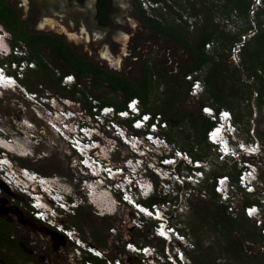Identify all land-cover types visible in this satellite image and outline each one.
I'll use <instances>...</instances> for the list:
<instances>
[{"label":"rangeland","instance_id":"1","mask_svg":"<svg viewBox=\"0 0 264 264\" xmlns=\"http://www.w3.org/2000/svg\"><path fill=\"white\" fill-rule=\"evenodd\" d=\"M7 1L18 9L21 13V18L25 20V25L29 29L64 35L80 55L104 69L122 74L131 81L139 80L143 64L147 61L149 63L152 62L154 70L160 69L170 79H173L175 78L174 74L180 72L186 66L189 59L186 52L179 48L172 39L152 31L140 22L136 16L135 7L127 0L124 1V7L118 13L117 21H114L112 26H107L104 31L95 27L93 21L94 7L91 1H87L83 6L68 2L67 0ZM160 1L162 3L161 9L155 8L151 13L153 15L159 13V18L164 23L173 29L179 30L188 39H194L207 24L210 26V29H223L231 34H236L239 40L243 41V36L247 35L249 37L256 30L258 26L256 11L258 6L264 5V2L260 5L255 4L254 13L249 11V15L246 16L236 10L225 13L222 7L225 0ZM170 1L181 11V17L179 15L175 16L173 9H165L166 3ZM261 19L264 22V15L261 16ZM1 27L0 31L2 34L4 32L7 35L6 40L3 41L6 43L4 44L6 51L4 52V48L1 49L2 47H0V62L5 63L8 61L7 53L10 52L8 43L10 44L11 34ZM115 29L118 30V35L114 34L113 31ZM248 37L245 41L250 39ZM231 47L226 46L223 48L215 40L209 52L212 53L215 49H218L220 53L228 55L224 58V61L225 63H229V69L232 72H236L235 67L241 68V62L237 65L229 60ZM19 53L25 58V64L28 62L24 73H20V76L24 75L21 83H23L26 89L37 92V99L40 98V95L46 98L47 96H53L54 99L47 98L48 101H46L47 99L44 98L40 103H36L35 100L26 98L22 92L13 90L4 91L0 96V133L3 136L6 135L5 137L12 138L11 141L8 140L7 145L9 147H12L9 143L16 144L17 147H26V153L27 151L29 153L32 152L30 155L28 154L23 157L11 156L16 165L33 169L44 175H56L62 181L71 183L77 195L83 194V190L79 188V181H75L76 178L79 180L81 177L80 166H78L77 162L74 164L77 155L69 149L68 143L62 137V134L55 133L53 128H50V125L42 117L43 115H54L56 112L54 108H60V105H62L61 98L73 99L68 95V87L74 84L76 77H74V81H64L66 75L63 74L62 70L64 63L57 54L48 48H44L42 53L48 66L51 68L49 71L34 69L36 68L35 64L29 61V53L26 48H20ZM102 54H107V56L112 58V61L111 59L102 58ZM239 56L241 58V52H239ZM117 61L119 64L116 63ZM13 66L14 63L9 64L11 70H13ZM204 74L205 69H202L197 72L196 77L202 81ZM58 77H62L59 84L57 82ZM154 80L155 82L157 80L160 81L158 77ZM253 80L247 74L242 75V81L253 83ZM28 83L30 88L26 86ZM87 83V96H89V100L92 99L90 96L92 91L105 93L106 98L114 102H119L124 98L121 92L111 90L107 85L94 89L92 86H89L91 84L89 80H87ZM156 85L152 90L151 104L148 105L150 110L156 111L155 115L159 114L158 107L163 97L162 91L165 90L164 84L159 85V87ZM203 85L204 91L198 97L189 96L185 98L183 94L180 96V99L175 104L176 110L189 113L191 117H187L177 127L175 126L171 129L162 128L158 134L166 139L168 146L155 150L153 154L150 153L151 157H147V155L144 160L145 162H147L148 158L149 164H154V154L156 157L170 154L172 148H178V146H185L187 150L192 147L193 151L206 155L204 160L210 155L213 159L218 160L217 154L211 146L199 143V138H201L199 131L203 121L202 119H197L196 116L198 117L199 112L203 113L200 107L212 106L211 99H208L204 105L199 102L200 99H203V96L204 99H207L209 96L208 92L205 93L206 86L204 82ZM229 86H233L239 92V95L234 100L233 98H229V102L233 103H231V107L233 108H224L230 110L233 114L237 128L240 130V137L245 141L256 137L264 147V102H259L255 89L252 91L251 96L248 91L246 94H243L244 97L242 98L240 96L242 95L241 91L245 87L236 82V80L229 79ZM78 101L70 106V110L76 111L82 108L83 111H87V106L81 100V102ZM93 101L95 100H91L92 104ZM55 103L56 106L54 107ZM25 119L33 125H27L24 130L20 126ZM76 120L78 121V119ZM46 125L48 128H46ZM31 126H35V129L37 128L36 130L34 129L36 131L34 137H31V135L28 137L27 130ZM169 138H172L174 142L169 141ZM23 139L25 141L31 140V145L27 146ZM123 147L120 146L118 152L112 157L115 164L123 163L124 157L129 155L127 148ZM155 161V166H157L158 159ZM179 166L182 165L180 164ZM185 169L189 170L187 167ZM237 169L238 167L232 159L219 160L214 163L211 172L207 175L208 177L201 186H193L190 183L185 184V189L180 187L177 196L168 193L169 185L166 183L165 186L162 182H159L160 178L153 171L149 173L155 184L154 195L159 198L166 196L170 200V220L185 234L191 247L194 246V248H188L182 245L185 257L188 259V264H198L202 260L201 257H204L199 256L200 251H198V248L203 249L205 257L211 258L215 264H241L239 255L224 250V246L227 245L226 238H228L224 233L227 232H218L213 229L209 209V205L215 203L210 197L209 187L212 185V179L210 178L221 173L233 176L236 174ZM1 180L0 234L2 233V238L5 240L0 243V264H9V262L11 264H81L83 254L79 256L77 254L72 255L75 249L74 244L67 242L61 234L56 233L57 229L53 231L43 225L42 221V223L37 222L29 212L26 195L21 194L18 190H12ZM256 197L257 194H246L239 191L236 194V201L238 204H241L247 199H255ZM177 203L178 206L175 207L176 205L174 204ZM137 217H140V214L137 215L126 204L120 205L113 215L101 216L95 212L93 206L84 203L79 210H71V212L60 217L59 222L78 231L82 240L92 246H97L105 252L107 258H120L124 264H145L142 256L135 255L126 250L125 244L128 240L135 244H150L156 248V252L163 254L168 250L169 252L173 251L174 247L181 244L177 241L167 244L166 241L159 239L152 233L151 228L153 223L151 221L147 222L144 218L138 221ZM242 226L240 228H233L232 237L243 236L241 241L244 252L254 259L262 258L264 256V248H262L264 247V239L251 243L250 239L244 237L245 231L242 229ZM256 231L259 232L258 229ZM96 234L99 236V241L96 240ZM259 263L264 264V259Z\"/></svg>","mask_w":264,"mask_h":264},{"label":"clouds","instance_id":"2","mask_svg":"<svg viewBox=\"0 0 264 264\" xmlns=\"http://www.w3.org/2000/svg\"><path fill=\"white\" fill-rule=\"evenodd\" d=\"M154 2H156L157 5L151 6V9H161V1ZM262 2H264V0H252L253 4L260 5ZM139 4L141 5V0ZM0 47L3 49L4 45L0 43ZM15 48L17 47L11 45L10 52L7 53L8 57L10 55L22 56V54L19 53L20 48H17L19 51H15ZM3 51L5 52L6 49L4 48ZM8 63V61L5 63L0 62V96L6 90H13L22 92L26 98L33 101L35 100L36 103H40L44 98L54 99L53 96H47L46 98L42 95L37 99L38 93L26 89L23 83H21L22 79H24V75L20 76V73H24L28 62H26V64L24 60L20 62H11L14 63L13 70L9 68L10 63ZM65 76L70 77L69 79L64 77V81H74L75 76L73 74H66ZM60 100L62 102L60 108L55 107L56 103L54 105L55 108L51 105L56 112L54 115L46 114L50 120H45L50 123L48 125H50V128H53L55 133L62 134V137L68 143L69 149L77 155L75 160L80 166L81 177L79 180L75 177V181H79V188L83 190L84 193L77 195L71 183L62 181L56 175H44L33 169L16 165L11 156L23 157L31 153L28 151L26 153L25 149L21 147L15 149L14 147L5 145L3 141H7L5 143H8V140L11 141V137H5L6 135L3 136L1 133L0 180L2 179L1 181L12 190H18L21 194L26 195L29 212L35 220L42 221L43 224L51 230L57 229V231H55L61 234L67 242L73 243L74 248L79 247L81 250L88 252V255H85L84 259H90L97 264H100L102 260L105 261V264H109V259L113 260V264H124L120 258H107L105 252L97 246H94L95 249H88L85 244L87 242L82 240L78 231L59 222V218L71 212V210L75 211L80 208L84 203L93 206L95 212L101 216L113 215L120 205L126 204L128 207H131L137 215L140 214V217H137L138 221L144 218L147 222L151 221L153 223L151 231L159 239H163V241L167 243L173 241L181 243L177 247H174L175 249L173 251L169 252L168 250L163 254L156 252V249L150 244H135L128 240L125 244L127 251L142 256L145 264H188L187 257H185V254H181L183 253L181 251H184L182 245L190 248V242L187 241L185 234L182 233L179 227L170 220V200L167 199L160 203L150 204L146 202L154 196L155 192V184L149 174L151 171L160 178L159 182H162L165 186L166 183L169 185L168 193H172L174 196L178 195L180 187L185 189V184L190 183L193 186L199 187L205 182L204 176H200V180L196 182L188 177L180 181L178 177L175 176L177 173L180 174L183 172V167L179 165L183 161L182 156L184 153L179 154L178 150L183 152L185 150L180 148L174 147L170 154H163L158 157L154 154V164H149L148 158L147 162L144 161L147 155L149 157L150 153L153 154L155 150L168 146L167 142L165 144L157 142L156 144V137L160 136L158 134L159 131L162 128H166L167 124L162 125L159 120L155 119V114L141 110L140 101L137 97L129 99L128 101H131L129 104H127L128 101L126 102V109H116L110 105L99 106L96 101H93V111L92 108H87L88 113L86 110L83 111L82 108L76 111L70 110V106L76 102L74 99L61 98ZM46 101H48V99ZM209 107L210 111H208V113L203 112V114L214 122V125L211 127L212 130L215 132L219 128L220 133L218 136L215 134L212 139H208L206 132V138L211 143V147L214 148L217 157H219L220 152L217 151L218 146L228 151L232 143L237 140L240 142L241 137L240 132L237 131V125L230 110L227 109V113L222 116L219 114V110L215 109L213 106ZM57 116H64V118L62 121L54 122L52 118ZM76 119H78V121ZM119 120H121V122H119ZM138 123H141V125L138 126ZM80 129H82V131ZM137 132H139V134H137ZM106 140H110V142ZM133 145L138 147H133ZM120 146L126 147L129 155L124 157L125 160L122 161L123 163L115 164L112 157L118 152ZM103 148L106 150L104 151ZM19 149H23V151H19ZM237 149L241 150L242 155H245V151H243L242 148L237 147ZM261 150L262 148L260 146H254V152H251L250 155L255 159L259 158L262 160L263 164L260 166L262 171L264 166V153H262ZM185 152L191 158V163L187 166V168H189L187 172H192L194 168H201L204 171L202 159H196L187 151ZM227 156L231 155L227 153ZM157 159L158 165L155 166V160ZM41 180H52L54 184L50 186L47 182H43V184H45L43 185ZM89 183L95 184L96 186L102 184L105 188L100 187L99 189H109L111 191L112 198L109 200V207H107L105 203L103 204L99 201H95L91 194V190H89ZM132 202L137 204L139 208ZM174 205L177 207L178 203ZM148 211L152 213L156 211L157 217L149 216L146 213ZM161 216H163L164 219L161 220L159 218ZM178 252L181 253L178 255ZM169 253L172 255L173 259L169 258ZM91 256L96 257L97 260L91 259ZM118 260H120L121 263H118Z\"/></svg>","mask_w":264,"mask_h":264},{"label":"trees","instance_id":"3","mask_svg":"<svg viewBox=\"0 0 264 264\" xmlns=\"http://www.w3.org/2000/svg\"><path fill=\"white\" fill-rule=\"evenodd\" d=\"M78 1L81 2L83 0ZM252 4V0H225L222 7L225 13L231 10H236L247 16L249 15L248 12ZM167 8L173 9L175 16H182V14H180L181 11L171 1L166 3L165 9L167 10ZM111 10L112 6L110 0H97L96 16L101 25H105L109 22V13ZM135 10L136 16L140 22L149 27L152 31L170 37L174 43L188 55L189 59L187 60L186 66L182 68L180 72L174 74L175 78L170 79V77L160 69L154 70L152 62L149 63L148 61L143 64L141 76L137 81H131L116 71L104 69L98 64L80 55L64 35L29 29V27L25 25V20L21 18V13L18 9L9 4L7 0H0V26L5 28L11 34L10 43L12 46L17 48L24 47L28 50V59L29 61L34 62L36 67L34 69L36 70L49 71L51 69L42 53L44 48H48L57 54L64 63L62 69L63 74H73L76 77L74 84L68 87V95L76 101H82L88 109L93 107L91 100H95L99 106L110 105L116 109H126V102L131 98L137 97L140 101L141 110L156 114V111L150 110L148 105L151 104V94L155 85L157 84L156 86L159 87V85L164 84L165 90L162 91L163 97L159 104L158 111L159 114L163 116V119L167 121L166 128L171 129L175 126L177 127L186 120L187 117H191V114L178 111L175 108V104L182 94L185 98L190 96L188 93L189 85L185 76L188 73L201 71L202 69H205V74L202 78L206 86L205 93L208 92L209 96L207 99H204L203 96V99L199 100L200 104L204 105L208 99H211L212 106L217 110L224 107L233 108L231 107L232 102H229V98H233V100L236 99L239 92L236 91L233 86H229V79L236 80V82L245 87L241 91L242 95L240 96L242 98L244 97L243 94H246L248 91L251 96L252 91L255 89L257 91L259 102H264V22L261 19V16L264 15V5L258 6L257 8L256 16L258 26L256 27L254 34L248 37L250 39L248 41L246 40L242 46L241 68L235 67L236 72H232L229 69V63H225L224 61V58L228 55L220 53L218 49H215V51L211 53L209 52L211 49L206 50L205 48V44L214 39L217 43L219 42L220 46L223 48L226 46H229L230 48L234 42L239 40V37H237L236 34H231L223 29H210V26L206 24L202 32H200L194 39H188L186 38V35H183L179 30L173 29L164 23L159 18V13L157 15L148 13L139 3L135 6ZM11 56L8 57L9 63L13 61L20 62L25 59L23 56L21 58L19 56V58L17 56ZM244 74L253 78L254 82L248 83L242 81V75ZM156 77H158L160 81L157 80L155 82L154 79ZM61 78L62 77H58V84L61 82ZM87 80L91 82L89 86H92L94 89H98L102 85H107L111 90L121 92L124 96L123 100L114 102L108 100L105 93H96L94 91L91 92L90 96L92 99L89 100V96H87ZM26 86L30 88L29 83ZM196 118L202 119L203 121L199 131L201 135L199 143H204L206 146H212L206 138V132L214 125V122L202 112H199L198 117L196 116ZM169 141L174 142L172 138H169ZM178 148L187 151L196 159H204L206 157V155L201 152L198 153L193 151L192 147L189 150H187L185 146H178ZM237 173L238 169L236 171V174ZM263 173L262 170L260 179L264 182ZM236 174L231 176L234 180H236ZM209 192L211 199L215 201L213 205H209L211 215L210 220H212L211 224L213 229L218 232H227L224 233V235L228 236V238H226L227 245L224 246V250L239 255L241 264H260L259 262L264 259V256L262 258L254 259L246 254L242 247L241 240L243 236L233 238L232 231L234 227L240 228L243 225L242 229L245 231L244 237L250 239L249 241H251V243L257 240V242H259L260 239L262 240L264 237L256 231L257 228L253 225L250 219L241 215L235 217L227 213L226 206L218 202V195L214 191L212 185L209 187ZM166 200V196L159 198L154 195L146 202L150 204L157 202L160 203ZM250 201L251 200L249 199L246 200L248 203ZM77 210H79V208ZM36 221L40 222L39 220ZM3 240L5 239L2 238L1 233L0 243H2ZM96 240L99 241V236L97 234ZM198 251H200L199 256H204L201 257L202 260H200L198 264H215L211 258L205 257L203 249L198 248ZM91 257V259L97 260L96 257ZM100 264H105V261H100Z\"/></svg>","mask_w":264,"mask_h":264},{"label":"built area","instance_id":"4","mask_svg":"<svg viewBox=\"0 0 264 264\" xmlns=\"http://www.w3.org/2000/svg\"><path fill=\"white\" fill-rule=\"evenodd\" d=\"M157 5L156 2L152 0H141V6L149 13H151L152 9L151 6ZM256 5L252 4L251 13H254ZM255 32V31H254ZM251 36V35H250ZM247 35L243 36V41L238 40L234 42L231 46L230 54H229V60L231 62L239 65V62H241V58L239 56V52H241L242 45L245 42V39H247ZM213 41H209L205 44L206 50H210L213 47ZM19 51V49L15 48V51ZM241 64V63H240ZM198 71H194L193 73H188L185 78L188 81V93L190 96L198 97L203 91H204V85L203 80L201 81L200 78L196 77ZM70 76H65L66 79H69ZM253 79V78H252ZM264 99V95H263ZM131 102V101H130ZM129 101L127 104L130 103ZM202 111L204 113H208L210 111V107L208 106H202ZM218 112L222 116L227 113L224 108L220 109ZM155 119L159 120L162 125H166L167 121L163 119V117L160 114L155 115ZM237 128V126H236ZM237 131L240 132V130L237 128ZM213 133H215L212 128L207 131V138L212 139ZM159 142L160 144L166 143V139L163 137H156V144ZM254 146H260L262 148L261 152L264 153V147L260 140H258L256 137L245 141L242 137L239 142L237 140L236 142L232 143V145L229 147V150L226 151L222 149V147L218 146L217 151H219V157L217 159H213L210 155L205 160L202 159L204 171L201 168L193 169L192 172H187V167L191 163L190 156L184 151L178 150V153H184L183 161L181 163L182 165V173L176 174L175 176L178 177L180 181H183L184 178L192 179V181L196 182L200 180V176L206 179L208 174L211 172L212 167L215 162L221 160L224 161L225 159H232L234 163L238 167V173L236 174V180H234L231 176L228 174H217L212 179V186L214 188V191L218 195V202L220 204H223L226 206L227 213L230 215H233L235 217L237 216H244L253 223V225L258 229L260 235L264 237V182L260 179V173H261V165L263 164L261 159H255L251 157V152H254ZM151 147V146H150ZM237 147H240L245 151V155H242L241 150L237 149ZM245 147V148H244ZM214 149V148H213ZM227 153H229L231 156H227ZM173 158V157H172ZM156 159V158H155ZM174 159V158H173ZM199 162V160H198ZM260 168V169H259ZM127 177V175H126ZM254 178V179H252ZM241 191L246 194H257V197L255 199H250L251 201L248 203L244 201L241 204H238L236 201V194ZM86 247L88 249H95L94 246L91 244L85 243ZM190 248L191 245L189 244ZM264 248V247H262ZM75 251L72 252V255L75 254L82 255L81 258V264H97L94 261L85 258V255H88V252L81 250L79 247H75ZM183 252V253H181ZM181 254H185L184 251H181ZM178 252V255L180 254ZM169 258L173 259L172 255L169 253ZM109 264H113V260H108ZM118 263H121L120 260H118Z\"/></svg>","mask_w":264,"mask_h":264},{"label":"bare ground","instance_id":"5","mask_svg":"<svg viewBox=\"0 0 264 264\" xmlns=\"http://www.w3.org/2000/svg\"><path fill=\"white\" fill-rule=\"evenodd\" d=\"M84 29V28H83ZM103 53H105V52H103ZM107 53V52H106ZM109 54V53H108ZM111 56V55H110ZM102 58H105V59H107V60H109V59H111V61H112V58L111 57H109V56H107V54H102V56H101ZM116 63H118V61L116 62ZM119 64V63H118ZM117 64V65H118ZM225 111H227V110H225ZM44 119H47V120H50V119H48L47 117L48 116H42ZM63 118H64V116H57V117H55V118H52V120L54 121V122H56V121H62L63 120ZM47 124H50L48 121L46 122ZM30 125H33V124H28V126H30ZM138 126L139 125H141V123H138L137 124ZM20 126V125H19ZM47 126V125H46ZM23 128L24 130H25V127L23 126V125H21L20 126V128ZM26 127H27V125H26ZM45 127V126H44ZM28 128H30V127H28ZM31 128H32V130L33 129H35V126H31ZM46 128H48V126L46 127ZM28 131V137L31 135V137H32V135H34V133H32V131L30 130H27ZM30 133V134H29ZM219 133H220V129L218 128L216 131H215V133H213V136H212V138L215 136V134H216V136H218L219 135ZM27 137V136H26ZM10 139H12V138H10ZM23 141L24 142H26V144H27V146H29V145H31V143H32V141L30 140V141H25L24 139H23ZM107 142H110V140H106ZM4 144L5 145H7V143H5L4 142ZM12 147H14L15 149H18V147L16 146V144H11V143H9ZM63 144V143H62ZM108 144V143H107ZM106 144V145H107ZM8 146V145H7ZM68 146V145H67ZM133 147H138V146H134L133 145ZM24 149H26V147H23ZM67 148V147H66ZM104 149V151L106 150L105 148H103ZM19 151H23V149H19ZM67 151V150H66ZM69 152V151H68ZM128 152V151H127ZM32 153V152H31ZM107 153V152H106ZM127 154V153H126ZM150 156V155H149ZM148 157V156H147ZM151 157V156H150ZM73 161V160H72ZM76 163V160H74V164ZM73 164V165H74ZM77 165V164H76ZM156 165V164H155ZM79 166V165H78ZM135 171H137V170H135ZM43 182H47L48 184H50V186H52V184H54V182L51 180V181H43V180H41V183L43 184ZM43 185H45V184H43ZM102 184H98L97 186L95 185V184H91V183H89V190H91V194H92V196H93V198L95 199V201H99L100 203H105L106 204V206L107 207H109V200H111V198H112V194H111V191L109 190H104V189H99L100 187H104L105 188V186H101ZM107 189V188H106ZM80 192V191H79ZM112 207H113V204H112ZM166 243V242H165ZM168 244V243H167ZM156 249V248H155Z\"/></svg>","mask_w":264,"mask_h":264},{"label":"flooded vegetation","instance_id":"6","mask_svg":"<svg viewBox=\"0 0 264 264\" xmlns=\"http://www.w3.org/2000/svg\"><path fill=\"white\" fill-rule=\"evenodd\" d=\"M68 2H71V3H75V4H78V5H81V6H83V5H85V3L87 2V1H91V3H92V5H93V7H94V13H93V17H94V19H93V21H94V23H95V27L96 28H99V29H101V30H105L106 29V27L107 26H112V24L114 23V21H117V18H118V13L121 11V9L124 7V5H123V3H124V1H126V0H110L111 1V6H112V10L110 11V13H109V22L107 23V24H105V25H101L100 23H99V21H98V19H97V16H96V13H97V0H83V1H78V0H67ZM127 1H129V3L132 5V6H136V5H138V3L140 2V0H127ZM160 1V0H159ZM2 28V27H1ZM3 30H4V28H2ZM6 30V29H5ZM6 32V31H5ZM114 34H119L118 33V30L117 29H115L114 31ZM3 37H4V39H3ZM167 37V36H166ZM6 38H7V35L3 32V34H2V32L0 31V43L1 44H6V43H4L3 41H5L6 40ZM168 38H170V37H168ZM171 39V38H170ZM9 42H10V40H9ZM174 42V41H173ZM8 43V42H7ZM8 45L11 47V43L9 44L8 43ZM5 46V45H4ZM48 119H50L49 117H48ZM21 124V123H20ZM28 124H30L29 122H28V120H24V121H22V124L21 125H23L24 127H25V129H26V125H28ZM37 129V128H36ZM35 129V130H36ZM28 130L30 131H32V133H34V135L32 136V137H34L35 136V133H36V131L33 129L32 130V128L30 127V128H28ZM13 263V262H12ZM9 264H11L10 262H9ZM13 264H20V263H13Z\"/></svg>","mask_w":264,"mask_h":264}]
</instances>
